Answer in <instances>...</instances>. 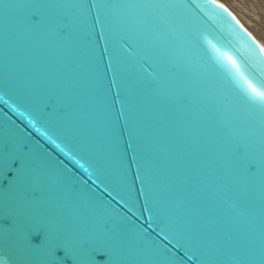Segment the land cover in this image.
<instances>
[{
	"label": "snow or ice",
	"instance_id": "6c2138e0",
	"mask_svg": "<svg viewBox=\"0 0 264 264\" xmlns=\"http://www.w3.org/2000/svg\"><path fill=\"white\" fill-rule=\"evenodd\" d=\"M193 4L194 0H0L5 37L52 43L70 69L58 86L39 78L44 89L39 111L45 121L68 131L83 127L86 96L99 87L95 70L107 60L120 107L114 117L112 108L105 106L104 139L97 141V155L109 166L117 164L130 197L134 185H140L148 227L155 223L159 228L156 238L144 228L129 231L123 222L130 218L110 202H100L103 210L90 215L69 211L76 187L68 170L24 151L6 134L0 140V264H264V222L257 223L255 207L257 191L264 192V69L257 71L235 49L203 33L197 31L191 39ZM165 32L184 40L187 50L164 45ZM260 52L264 54V47ZM122 63L130 73L144 65L155 70L152 122L175 131L181 118L172 109L178 105L185 110L181 132L189 138L181 143L178 167L169 164L166 148L147 155L148 142L129 127L135 114L119 99L117 72ZM177 74L195 81L193 92L169 86ZM119 121L128 136L125 152L132 153L133 180L121 152ZM192 128H200L204 136L190 135ZM219 129L223 135H217ZM41 135L64 153L47 129ZM157 183L165 198L183 195L163 226L152 208ZM226 192L241 196L250 209L243 229L208 214L209 193L219 198ZM118 202L131 210V200L121 196Z\"/></svg>",
	"mask_w": 264,
	"mask_h": 264
},
{
	"label": "water",
	"instance_id": "95a60500",
	"mask_svg": "<svg viewBox=\"0 0 264 264\" xmlns=\"http://www.w3.org/2000/svg\"><path fill=\"white\" fill-rule=\"evenodd\" d=\"M193 8L195 19L189 18L190 31L193 33L191 39L194 40V33L197 31L203 33L210 39L214 38L221 44L235 49L257 71L264 69V54L260 52L262 46L223 3L217 0L215 3L211 0H194ZM2 17L0 11V140L6 134L10 135L24 151L32 152L34 156L50 162L55 167L68 170L69 178L76 187L74 197L69 201V211L90 215L93 211L103 210L98 207L100 202H110L111 207L130 218L123 222L129 231L144 228L156 238L159 228L155 223L151 228L148 227L149 219L148 214L144 212V199L138 195L140 185L138 183L134 185L130 197L128 189L119 179L117 164L113 162L109 166L97 155L99 147L97 141L104 139L105 106L107 104L112 108L114 117L118 115L120 107L115 104L116 89L111 86L113 77L107 70V60L95 70L99 87L86 96L83 127L76 131H68L63 125L49 123L41 117L39 107L44 89L39 78L58 86L66 79L70 69L52 43L42 44L13 36L5 37ZM162 41L167 47L187 50L184 40L166 32L162 33ZM154 76L155 70L147 65L136 66L130 73L129 66L122 63L117 72V82L120 85L119 99L124 100L127 108L134 111L135 115L130 120L129 127L134 130L136 137L148 142L146 154L150 155L158 148H166L169 164L178 167L181 143L189 138L181 132L186 119L185 110L178 105L172 109L181 118L180 125L175 131L169 130L167 125L152 122L150 114L156 106L154 103L156 93L151 87ZM168 83L173 89L182 88L186 92H193L196 86L195 81L186 80L179 74ZM30 120L32 123H29ZM116 126L122 133L121 152L125 164L130 166L129 179L133 180L135 167L131 166V150L125 152L128 136L123 132V121L117 122ZM36 129H40V132ZM46 129L48 135L64 149V153H68L67 156L41 135ZM190 135L204 136V133L200 128H192ZM217 135H223V130H217ZM135 142L138 141L134 139ZM76 161L83 164L88 172L81 169ZM94 171L95 174L89 176V173ZM97 175L100 176V180H97ZM117 192L120 193L119 196ZM121 196L132 201L131 210L118 202ZM209 199L207 211L210 216H219L236 229L245 227L244 216L250 209L241 196L226 192L217 198L209 193ZM182 202L181 193L177 192L174 196L165 198L161 194L160 184L154 185L153 214L162 226L168 222V212ZM255 207L257 223L264 222V214L261 212L264 209V192L257 191Z\"/></svg>",
	"mask_w": 264,
	"mask_h": 264
},
{
	"label": "bare ground",
	"instance_id": "6f19581e",
	"mask_svg": "<svg viewBox=\"0 0 264 264\" xmlns=\"http://www.w3.org/2000/svg\"><path fill=\"white\" fill-rule=\"evenodd\" d=\"M217 1H219V2H221L222 3V0H217ZM224 1V0H223ZM236 1L237 0H232V2H233V4L235 5V12H233L234 10H231L230 9V6L232 5L229 1V3L231 4L229 7L226 5V4H224V2H223V4L237 17V19L241 22V24L250 32V30H252V26L254 27V28H256V29H254V30H257V28H259L258 30H260L261 31V34H263L262 32H264V26L262 27L261 26V24L260 23H258V22H256V20H254L255 19V17L254 16H249V14L247 15V11L242 7V5H240V4H242V3H236ZM241 2H242V0H240ZM256 2H257V4L259 5V6H261L260 8H262L263 7V10H264V0H255ZM227 2V1H226ZM228 3V4H229ZM244 3H246V2H244ZM248 4V3H247ZM251 5V4H250ZM254 5H256V4H254ZM257 5V6H258ZM246 6H248V5H246ZM257 10V9H256ZM255 11V10H254ZM260 11H261V9H260ZM237 12H239L238 14H237ZM250 12V11H249ZM253 12V11H252ZM260 13V12H259ZM262 13V12H261ZM251 14H253V13H251ZM254 14H256L255 12H254ZM253 14V15H254ZM262 15V14H261ZM259 16V15H258ZM261 17H263V16H261ZM259 19V18H258ZM262 23H263V21H262ZM250 27V28H249ZM251 31V32H253V33H251L253 36H254V38L259 42V44L262 46V47H264V38H258V36L257 35H259V31H257V32H255V31ZM264 37V36H263Z\"/></svg>",
	"mask_w": 264,
	"mask_h": 264
},
{
	"label": "rangeland",
	"instance_id": "374dc122",
	"mask_svg": "<svg viewBox=\"0 0 264 264\" xmlns=\"http://www.w3.org/2000/svg\"><path fill=\"white\" fill-rule=\"evenodd\" d=\"M227 1V2H226ZM231 1L232 2V0H222V3L224 2V4H226L228 7L230 6V9L231 10H234L235 9V5L233 4V2L230 4L229 2ZM242 3V4H240V5H242V7L247 11V15L249 14V16H254L255 17V19L254 20H256V22H258V23H260L261 24V26L263 27L264 26V10H263V7L262 8H260L261 6H259L258 4H257V2L255 1V0H242V2L240 1V0H237L236 1V3ZM244 2H246V3H244ZM229 3V4H228ZM248 3V4H247ZM251 4V5H250ZM254 4H256V5H254ZM246 5H248V6H246ZM258 5V6H257ZM257 9V10H256ZM260 9H261V11H260ZM255 10V11H254ZM250 11V12H249ZM253 11V12H252ZM233 12H235V10L233 11ZM254 12L256 13V14H254ZM260 12V13H259ZM262 12V13H261ZM239 12H237V14H238ZM251 13H253V14H251ZM240 14V13H239ZM262 14V15H261ZM259 15V16H258ZM261 16H263V17H261ZM259 18V19H258ZM262 21H263V23H262ZM250 28V27H249ZM264 28V27H263ZM254 29H256V28H254L253 26H252V30H250V32L251 31H253ZM259 28H257V30H254L255 32H257V31H259L260 33H259V35H257L258 36V38H264L263 36H264V32H262L263 34H261V31L260 30H258ZM251 33H253V32H251ZM264 40V39H263Z\"/></svg>",
	"mask_w": 264,
	"mask_h": 264
}]
</instances>
